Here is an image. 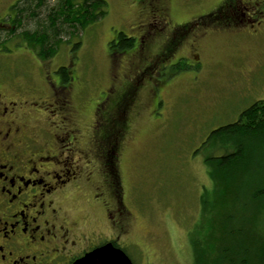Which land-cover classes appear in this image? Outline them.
I'll use <instances>...</instances> for the list:
<instances>
[{
  "label": "flooded vegetation",
  "instance_id": "af4514ba",
  "mask_svg": "<svg viewBox=\"0 0 264 264\" xmlns=\"http://www.w3.org/2000/svg\"><path fill=\"white\" fill-rule=\"evenodd\" d=\"M172 2L127 0L128 20L121 17L119 26L124 32L107 43L109 82L88 127L79 121L87 114L74 104L77 77L70 61L45 73L40 90L15 79L0 83V264H74L107 244L125 254L139 249L120 164L136 120L148 112L156 121L165 106L168 80L155 76L181 60L175 53L185 40L192 52L211 35L264 40V0H222L184 22L176 21ZM12 20L0 33L11 31ZM193 58V65L201 64ZM262 63L240 73L242 80L257 75ZM83 130L89 132L85 140ZM75 193L95 212L94 225L67 207Z\"/></svg>",
  "mask_w": 264,
  "mask_h": 264
},
{
  "label": "rangeland",
  "instance_id": "374dc122",
  "mask_svg": "<svg viewBox=\"0 0 264 264\" xmlns=\"http://www.w3.org/2000/svg\"><path fill=\"white\" fill-rule=\"evenodd\" d=\"M19 1L0 0V26L7 24V18L15 14L13 6ZM48 1L54 5L55 0ZM104 1L107 4L105 18L86 28L68 44H62L56 55L45 61L38 59L16 35L12 37L1 32L0 83L15 79L40 90L42 86L44 88L42 78L45 73L66 66L70 61L77 77L74 104L81 115L82 111L87 114L79 121L88 127L93 108L109 82L107 54L111 50L107 43L124 32L122 26L119 27L123 24L121 17L128 20L130 10L126 11L125 7L131 4L127 0ZM221 1L173 0L171 5L176 21L184 22L209 13ZM260 8H264V2ZM249 24L247 28L254 26ZM247 28L245 30H249ZM76 44H79L78 48L72 51ZM200 46L197 52L189 51L185 40L175 53L185 69H179L175 66L178 62L171 60V67L159 72L161 77L155 76L168 80L164 92L166 103L159 111V119L149 121L148 112L142 113L123 145L122 187L125 201L135 218L131 238L139 246V249L126 250L133 264H194L192 243L202 238L204 225L206 249L216 248L221 240L220 230L228 212L229 199L220 196L212 199L213 184L204 160L222 152L212 149L219 144L206 142L207 136L220 126L235 122L253 103L264 101V40L221 34L209 36ZM196 55L200 65L192 64ZM116 58L114 55L112 61ZM259 61L263 63L257 75H247L244 82L239 74L254 68ZM112 72L117 69L113 67ZM143 91L146 93V89ZM88 136L89 132L83 130V140ZM262 141H249L253 151L261 153L250 154L246 166L238 167L232 173L234 192L251 187L262 172L259 168L263 167L264 150L258 149ZM202 198L210 205L205 218L201 210ZM239 200L230 213L238 220L244 218L246 224L240 228L239 245L253 253L254 248L264 242V218L247 222L248 212L242 205L244 200ZM67 207L73 210L75 218L94 225L95 212L81 195L75 193ZM228 225L240 227L239 222L232 223L231 220Z\"/></svg>",
  "mask_w": 264,
  "mask_h": 264
},
{
  "label": "trees",
  "instance_id": "16d2710c",
  "mask_svg": "<svg viewBox=\"0 0 264 264\" xmlns=\"http://www.w3.org/2000/svg\"><path fill=\"white\" fill-rule=\"evenodd\" d=\"M13 9L15 14L12 29L5 33L12 37L16 35L43 61L55 56L62 44H68L72 38L107 15V4L104 0H55L54 5H50L48 0H21ZM0 42L2 43L1 39ZM78 46L79 44H76L72 51ZM176 66L185 69L181 63ZM251 140H263L258 149L264 150V101L253 103L239 114L235 122L220 126L207 136L206 142L219 144H213L215 147L212 149L222 152L219 156L211 154L204 160L207 174L213 184L212 199L216 196L224 199L228 197L229 207L225 222L221 225V240L216 248L206 249V225L203 227L202 238L192 243L194 264H264V242H260L259 248H254L253 253L242 249L239 245L242 239L240 228L246 222L244 218L238 220L230 213L231 207L240 202L239 199H243L242 205L248 212L247 222L264 218V159L263 167H258L262 172L251 187L238 192H234L232 188V182L235 181L232 173L235 169L246 166L250 154L261 153L253 151L249 143ZM209 206L202 198L203 218L206 217ZM230 220L232 223L239 222V229L230 228Z\"/></svg>",
  "mask_w": 264,
  "mask_h": 264
},
{
  "label": "water",
  "instance_id": "95a60500",
  "mask_svg": "<svg viewBox=\"0 0 264 264\" xmlns=\"http://www.w3.org/2000/svg\"><path fill=\"white\" fill-rule=\"evenodd\" d=\"M74 264H132V262L124 252L107 244L86 254Z\"/></svg>",
  "mask_w": 264,
  "mask_h": 264
}]
</instances>
